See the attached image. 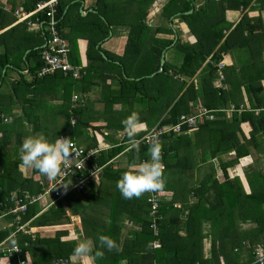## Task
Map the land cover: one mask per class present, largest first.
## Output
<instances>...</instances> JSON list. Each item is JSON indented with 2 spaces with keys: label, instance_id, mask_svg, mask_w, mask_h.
Segmentation results:
<instances>
[{
  "label": "trees",
  "instance_id": "16d2710c",
  "mask_svg": "<svg viewBox=\"0 0 264 264\" xmlns=\"http://www.w3.org/2000/svg\"><path fill=\"white\" fill-rule=\"evenodd\" d=\"M40 1L46 0H29L22 4L26 12H31L35 9L36 3ZM82 1L58 0L55 20L60 36L71 40L70 51L72 52V39L76 38L74 35L82 32L81 29L86 30L88 35L85 36H89L87 38V56L90 57L89 53L94 50L95 45L92 38H96L98 43L108 36L112 26L123 21L125 24L127 22L130 30L124 56H128L130 50H139L146 43H149V50H147L149 55L144 59L146 62L142 67V74L136 72L138 80H129L126 75L128 69L125 70L127 66H122L125 78L121 74L120 83L122 85L120 87L122 86V88L118 92L119 95L124 92L130 98L136 92L142 95L143 100L149 102L148 107L144 106V109L147 108V111L144 112L152 116L155 115L154 121H159L158 126L176 125L180 116H190L193 113V106L195 107L197 102H200L204 108L211 112L217 111L222 106L227 107L231 102L236 106L239 105L242 101L241 95L237 100H230L229 97L232 96L230 91L216 90L212 85L213 80L217 78V71L222 70L225 84L231 85L232 77L237 80L238 89L241 86L245 88L244 91L248 96L251 109L242 112L239 117L237 113H234L228 126L232 124L237 129L239 123L248 121L251 123L253 131L264 132V88L262 86L264 74L262 71L254 73L251 70V66L258 61L254 53L264 50V46L258 44V42L262 43L260 37L254 34L258 28L262 30L261 26L257 24V22L260 24V20H251L245 15L228 35L225 36L223 33L231 28V25L226 21V10L244 8L251 5L253 0H208L204 10L191 13H189L193 9L191 0H168L161 10L164 19L168 21L174 16H179L195 36L196 41L193 44L181 43L179 40L174 43L173 39L157 38V34L162 33L163 29L150 28L145 22L148 8L155 0H96L92 11L85 16H82L80 12ZM253 4L254 9L264 11V0H254ZM206 11V16L200 17V13ZM4 14L0 9V16ZM35 17H31L29 20H34ZM204 17L206 18L205 23ZM40 18L41 21L45 19L44 17ZM14 22L16 19L12 18L4 24L0 23V31L11 26ZM164 31L169 34L173 33L170 28H165ZM46 38L44 26L38 32H31L27 30L26 23L16 24L0 34V47L2 48L0 91L7 77L6 73H3L4 70L11 68L18 71L19 75V79L10 84V93L7 96L4 97L0 93V112L2 107L10 106L13 103V98H16L21 104V111L14 121L3 123L0 119V220H4L5 224L4 229L0 230V241L9 237L14 227L12 216L2 217L5 212V199L13 192L19 197L27 192L33 195L42 192V187L36 178L40 174L34 169L20 166L19 149L24 138L43 135L50 143H54L58 138H70L69 135L76 137L81 134L82 130L94 127L89 117H85L87 106L72 107L70 105L74 89L83 93L88 91L90 84L87 75L83 76L81 80L64 77L61 73L37 77V72L42 67L40 53ZM146 38L148 42L145 41ZM234 46L247 49L251 59V64L239 69L238 75L235 74L233 66L228 68L223 66L219 69L220 64L224 65V56ZM144 47L147 48V46ZM169 49H176L183 55L181 65L177 69H172L165 61L163 71L157 73L160 68L161 55L165 50L167 53ZM71 52L69 56H71ZM15 53H18L17 57H15ZM100 59L105 64V60ZM71 63L78 64L72 58ZM120 63L123 65L122 62ZM20 64L28 65V72L32 76L31 81H27L22 75ZM228 69L231 70V73L228 72ZM204 71L208 72L207 76H199L197 82L192 81L187 85L185 79L193 78L197 72ZM152 74L155 75L150 78ZM100 80L106 82L108 77L102 76ZM153 89H156L157 92L155 93ZM212 100L217 103H213ZM153 101L157 102L159 106L153 104ZM56 102L58 104H55ZM46 109L52 112V114L49 113V118L43 116ZM257 110L259 113L256 114ZM58 115L61 116L62 123L55 131L52 126H54ZM72 120H75L74 127L71 124ZM216 123L219 122L209 121L201 125L197 123L193 127L198 130L196 134L201 130H207L210 134L211 156L215 157L219 152L214 150L216 136L211 137L219 131L223 135L219 139V144L224 147V150L232 148L236 150L234 162L237 158L246 156L248 154L246 144L241 145L236 137L231 140V135H227L225 132L230 128L227 124L212 125ZM218 126L219 129L216 128ZM55 127L57 126L55 125ZM95 127L104 128L97 125ZM186 128V126L182 127L184 130ZM52 130H54L53 133ZM89 140L90 138L88 143L93 146L95 143H90ZM162 143V159L166 171L174 168L172 161L169 160L170 154L175 153L178 158L176 163L182 164L181 156L177 150H179L178 146L188 143L187 136L175 137V140L172 137H162ZM123 148L120 146L114 150L102 152L97 159L98 164L105 165ZM147 153L146 146L139 145L138 150L132 148L127 154L126 165L129 167L138 164ZM114 168L116 167L112 163L108 164L102 171L103 179L99 185L83 191L79 195L66 196L46 211L41 212L43 209L37 203L30 206L21 217V224L33 219L30 222V228L35 234L39 232V236L34 240L28 236H20L18 239L11 238L12 241L17 242L18 246L20 245L21 253L12 255L10 264H18L19 260H31L32 263L37 261L36 264H52L54 260H68L77 244L74 241H62L71 228V216L79 217L78 228H81L83 239L93 240L96 250L104 253L102 258L95 260V264H121L122 262L125 264H220V257L224 259L227 252L220 247L221 244H216L222 230L228 232L223 237L229 236L234 239L232 250L245 241L251 245H254L255 242L256 244L263 242L264 245V172L258 170L246 174L250 188L249 194H245L237 178L233 182L226 183L225 181L224 184L217 186L214 181L213 186L215 184V188L221 189V192H215L213 186L207 187L204 193H201L200 197L198 196L197 203L190 206V214L186 221L179 220L180 210L174 207V203L178 200L176 195H173L169 203L162 204L160 207L159 212L163 219L158 223L159 236L155 237L150 229L151 220L146 193L139 199H124L116 185L123 173L128 170ZM235 183L239 187L233 195L231 193L233 199L230 198V195L224 197V192L232 190L236 186ZM212 188L213 194L211 195ZM230 210H233L234 213L228 222L226 213ZM36 215L38 216L36 217ZM122 219L140 225V230L135 232L131 239L122 235ZM204 219L211 222L213 245L210 248V259L204 258L202 250L204 237L201 232V222ZM248 222L254 225V229L251 230L252 234H248L242 229V224ZM232 228L234 233L229 231ZM181 231L185 232L184 237L180 236L179 232ZM101 235L109 236L116 241L119 250L109 252L106 249H101L98 241V237ZM157 239L161 247L152 249L151 243ZM25 242H27V246L24 247Z\"/></svg>",
  "mask_w": 264,
  "mask_h": 264
},
{
  "label": "crops",
  "instance_id": "0c3cea01",
  "mask_svg": "<svg viewBox=\"0 0 264 264\" xmlns=\"http://www.w3.org/2000/svg\"><path fill=\"white\" fill-rule=\"evenodd\" d=\"M27 1L29 0H0V9L5 13L3 16H0V23L4 24L12 18L16 19L14 16V12L16 10H22L26 12L22 3ZM207 1L208 0H194L193 9L189 13H191L192 11L198 12L204 10ZM167 2L168 0H155L149 6L148 14L145 19L146 24L148 25L150 24L151 25L150 27H157L163 29V31L161 30L162 33L157 34V38L173 39L174 43L177 40H179L181 43H190V44L195 43L196 39L194 34L188 29L186 23L183 22L179 16H174L170 18V20L168 21L164 19V15L161 10L167 4ZM253 3L254 0L251 3V5L246 6L244 8L240 7L238 10H232V9L226 10L225 12L226 21L231 25V28L229 30H225L223 33H225L224 34L225 36L228 35L229 32L232 30V28H234V26L237 25L242 19V17L245 15L251 20L257 21L259 19L260 24L259 22H257V24L258 26H261L262 30L258 28V31L255 32L254 34L260 37V40L262 41V43L258 42V44H260V46H264V11L263 10L259 11L258 9H254ZM95 4H96V0H83L81 5L82 7L81 15L85 16L88 12L92 11L93 6H95ZM156 20L158 21V25ZM164 22L168 24L167 28H170L173 31L172 34H169L168 32L164 31L165 27L160 25L163 24ZM15 23L16 22H14V24L5 28L4 30L0 31V34L6 31L7 29H9L10 27L16 25ZM31 23L32 24L30 26L27 25V30L31 32H38L37 27L34 24V20H31ZM129 30L130 29L129 26H127V22L125 24V22L123 21L120 24H116V26H112L109 30L108 36L104 37V39H101L98 43L96 38H92L93 43H95V45L93 44L94 50H91V52L89 53L90 57L87 56V49H88L87 38L89 36H85L88 35V32L84 29H81L82 32H80L77 35H74L76 37L75 40H73L74 37L72 39V45H74L75 47V42H77V48H78V49L76 48L75 50L76 53L73 55L74 61L78 62V64L77 65L74 64V65L82 68V70L85 72V75L88 76L89 79L88 83L90 84V86H88V91H86L85 93L74 89L73 93L71 94L70 105L72 106V102H71L72 96L76 94L78 96L77 106L81 105V106L89 107L91 111V117H89V120L92 121L94 127H90L86 131L89 133V138H90L89 142L90 143L94 142L95 144L91 147H87L86 149L97 148L100 150L99 154L96 156L95 162L99 167H101V172L99 174V177L95 181L91 182L87 190L93 188L94 186L96 187L97 185L100 184V182L103 179L102 171L110 163H112L116 167L114 169L130 170V166L128 167L126 163H127V154L132 148L130 146L127 133L122 124V121L126 117H128L130 114L135 112L139 115L140 120L144 123L145 127L140 130L138 134L140 135V137H137V139H140L142 136L146 134V132L156 127L159 122L157 121L154 123V120L153 121L149 120L150 124H146L148 120H145L143 114H140L138 112V106H139L138 101L141 100L133 99L137 97L136 95L137 92L132 94V98L128 97L124 92H123L124 95L123 94L119 95L118 91L122 88V86L120 87V85H122V83H120L121 74L125 78V73L123 68L125 63H122L123 64L122 69H120L119 71H116L115 69L116 72L114 71L111 74H109V70L111 68L107 69V65L109 63L112 64L113 60L115 59L113 56L115 55L124 56L123 52L125 53V48L128 42ZM113 36H115L116 39H118L119 41V46L121 47L119 48V50H117L116 48L117 46H115V44L111 42ZM63 39L66 41L70 53L71 40L66 38ZM169 50H175V49H169ZM1 53H2V48L0 47V54ZM178 53L180 52L178 51ZM17 54L18 53H15V57H17ZM182 56L183 55L181 54V57L177 60L174 59L173 56L169 57L170 65L173 63L175 64L172 65L174 69H177V67L181 65ZM254 56L258 59V61L251 66V70L254 73L256 71H262L264 74V50L260 53H254ZM100 58L105 60L104 65L101 62ZM223 63L226 68L233 66V69H235V74L238 75L239 69H241L242 67H247L248 65L251 64V59L247 51H245L244 49H240L237 46H234V48L232 50H229L228 54L224 56ZM32 65L33 62L31 63V66ZM117 65L120 66V63L117 62ZM20 68L22 75L25 76V79L27 81H31L32 76L28 72L29 71L28 65L20 64ZM228 72L231 73V70H229ZM3 73H6L7 77L4 85L2 86L0 93L2 94V96L5 97L7 96V94L10 93V84L17 81L19 79V75H18V71L12 70L11 68L4 70ZM207 74L208 72L205 71L202 73L197 72L193 78L185 79L187 85L190 84L192 81L197 82L199 80V76L203 77L204 75L207 76ZM217 74H218L217 78H215L212 82L213 87L216 90L220 89L222 91H230V94H232V96L229 97L230 100L231 99L237 100L239 95H241L242 101L237 106L231 102L227 107L222 106L220 109H218L215 112L214 111L211 112L207 110L200 104V102H197L195 107L193 106L194 111L190 116H197L199 125L205 122L212 121V122H219L221 124H227L228 126L230 124V121L234 113H237V116L239 117L242 112L251 110L250 102L248 101L247 98L248 96L244 91L245 88L241 86V88L238 89L237 86L238 82L236 79H233L232 77H231L232 83H230L231 85H228L227 83L225 84L224 73L222 72V70H218ZM220 75H222V78L220 77ZM102 76L106 78L108 77V80L106 82L100 80V77ZM111 82L112 84H110ZM262 86L264 88V82H262ZM196 89L198 90V87ZM13 99L17 100L16 98ZM212 102L217 103V101L215 100H212ZM18 104L19 106H21L19 102ZM55 104H58V102H56ZM20 111H21V107H20ZM19 113H20L19 110L15 109L14 103H12L10 104V106L2 107V111L0 112V119L2 120V116H3L4 118L7 119V122H3V123H10L14 121L15 117L18 116ZM255 113L256 114L259 113V110L255 111ZM73 121L75 122V120ZM219 123L212 125H218ZM96 125L100 127L103 126L104 128L99 129V127L98 128L95 127ZM228 127H230L229 128L230 131H228V133H230L229 135H231L230 137L231 140H233L234 137H236L241 145H243L244 143L246 144L245 145L246 150L248 151V154L246 156L242 158H237L236 162H234L236 158V150L233 148L230 150H224V147H222V145L219 144V139L223 137L221 131L215 132V135L211 136V137L216 136L214 150H216V152L219 151L215 157L211 156L212 149L210 148L209 145L210 134L207 132V130H201L198 134H196L198 131L197 129L187 127L186 130L181 128L179 132L171 131L167 135L163 136V137H172L173 140H175V137H182V136H187L188 138V143L184 146H178L179 150H177L179 155L181 156L182 164H180V162L176 163V161H178V158L175 153L170 154L169 160L172 161L174 168H170L168 169V171H166L165 169L164 178L166 180V184L164 189L159 191L161 197L160 207L162 204L169 203L173 198V195H176L178 201L174 203V207L180 210V213L178 214L179 220L186 221L188 219L190 214V206L197 203L198 196L200 197L202 195L201 193H204L207 187L213 186L214 181L216 182L215 184L217 186L218 184L220 185L224 184L225 181L226 183L233 182L237 178L241 183V186L245 194H249L250 188L246 180V174L258 170L264 172V132L255 131V130L253 131V127L251 123L248 121L239 123L237 129H235L234 125L232 124ZM216 128L219 129V126ZM161 144H163L162 141ZM120 146L124 148L121 150L120 153L114 156V158H112L108 163L102 166L98 164L97 159L101 156L102 152L114 150ZM146 157H148V153L143 158ZM36 178H37V182H39L40 180L44 181L45 183L48 182L47 178L44 176L38 175ZM215 184L213 186L215 192H221V189L217 190L215 188ZM235 184L236 186H234L232 190L230 189V191L224 192V197H227L228 195L231 196V193L233 195L234 191L236 192L238 190L239 186L237 185V183ZM227 186L230 187L229 184H227ZM212 191L213 188L210 192L211 195L213 194ZM71 194L73 195L74 193H70L67 196ZM74 195H79V194H74ZM230 198H232V196ZM5 201L9 202L8 198H6ZM11 206H12L11 204L7 205V207L5 208L6 212L7 209ZM30 206H33V204L28 205V208ZM44 207H46V205L45 206L41 205L42 209ZM160 207H159V211H160ZM233 213H234L233 210H230L229 212L226 213V215H228V222L229 220H231ZM159 215L161 219H163L160 212ZM70 219H71V226H70L71 228H69L67 235L62 238V241H67V242L74 241L78 243L81 240H83L81 228H78V225L80 224V219L79 217L76 216H71ZM201 223H202L201 232L204 237L203 248H202L203 256L205 259L206 258L210 259V248L211 245H213L211 240V222L207 219H204ZM122 225H123L122 235L123 237L126 236L129 239H131L132 235L135 232H138L140 230L139 224L131 222L127 219H122ZM28 228H30V223L28 224ZM242 229L246 233L252 234L251 230L254 229V225L248 222L246 224H242ZM229 231H232L234 233L233 228L230 229ZM222 232L220 236H218L219 240H217L216 244H221L220 247L227 252L224 259L220 257L219 260L220 264H256L255 254L256 253L264 254L263 242L257 244L255 242L254 245H251L248 241H245L240 246L233 248L232 250V243L234 239L229 238V236L223 237L224 235L226 236L228 232H225L224 230H222ZM179 234L180 236L183 237L185 236L184 231L179 232ZM18 254H14V255H18ZM11 257H6L1 259L0 264H10ZM60 261H64L63 264H78V262L72 261L70 258L68 260H60ZM23 262L24 264L37 263V261L32 263L31 260H27V261L23 260ZM56 262L59 263V261L54 260L52 264ZM121 264H125V262H122Z\"/></svg>",
  "mask_w": 264,
  "mask_h": 264
},
{
  "label": "built area",
  "instance_id": "2783aa9c",
  "mask_svg": "<svg viewBox=\"0 0 264 264\" xmlns=\"http://www.w3.org/2000/svg\"><path fill=\"white\" fill-rule=\"evenodd\" d=\"M57 3L58 0L40 1L36 3L35 9L31 12L16 10L14 12V16L16 18L15 24L26 23V25L30 26L32 23L29 19L36 16L34 18V24L37 27V31H40L43 26L46 30L47 38L45 39L44 46L42 47L40 53L42 67L37 72V77L41 78L60 72L64 76L70 77L73 80H80L85 75V72L81 67L70 63L68 45L60 36L57 29V21L55 20ZM40 17H44L45 19L41 21ZM223 66V64H220L219 69L223 68ZM220 77L222 78V75H220ZM71 102L72 107L77 106L78 96L76 94L72 96ZM2 121L7 122V119L2 116ZM197 123V116L182 115L178 119L177 124L174 126L160 127L157 125L153 129L146 132V134L139 139L141 141L139 145L148 147L152 139H156L161 143L162 137L171 131L179 132L184 126L193 128L197 125ZM71 124H74L73 120L71 121ZM145 137H147V139H145ZM71 143L73 155L69 163L66 166H62L66 174L61 177V182L69 185L67 189L62 186L53 185L59 180V177H57L53 184L50 181L45 183L40 180L38 184L42 187V192L37 195L28 196L25 194L23 197H18L16 194L11 195L13 203H10L12 206L7 209V213L14 215L16 218V233L20 232L22 229L24 234L31 233V230L28 228V224L33 219L21 224V215L26 213L28 205L41 203V201L47 197L49 202L41 211L43 212L58 201H62L68 194H80L87 190L91 182L95 181L99 177L101 167L97 165L95 160L100 150L97 148L86 150L73 141H71ZM149 158V156L143 158L140 162L148 160ZM82 161H84V165L81 163ZM146 202L149 207V217L151 220L150 229L152 230L153 235L157 237L158 221L161 219L159 215V207L161 203L159 191L146 193ZM16 233L12 234L3 241H0V262L1 259L5 257H11L12 255L21 252V249L17 244L9 242V240ZM151 246L152 249H159L161 247L158 240L153 241ZM255 261L256 264H264V254L256 253ZM63 262L64 261H59V263L56 262L54 264H63ZM18 264H24V262L19 261Z\"/></svg>",
  "mask_w": 264,
  "mask_h": 264
},
{
  "label": "clouds",
  "instance_id": "9594fccd",
  "mask_svg": "<svg viewBox=\"0 0 264 264\" xmlns=\"http://www.w3.org/2000/svg\"><path fill=\"white\" fill-rule=\"evenodd\" d=\"M122 124L131 148L138 150L141 141L137 137L140 130L145 127L144 123L139 115L133 112L122 121ZM19 152L22 168L36 170L52 184L59 177L57 183L53 185L65 189L69 187L61 182V177L66 174L62 166H66L73 155L70 138H58L54 143H50L43 135L28 136L22 141ZM148 156L150 157L148 160L131 165L130 170L125 171L117 181L116 187L124 199H139L145 193L164 189L165 165L162 159V144L158 140L150 141ZM81 163L84 165V161ZM98 241L101 249L109 252L119 250L116 241L109 236L101 235ZM103 255L102 251L96 250L93 240L83 239L75 245L70 259L78 264H94L95 260L102 258Z\"/></svg>",
  "mask_w": 264,
  "mask_h": 264
},
{
  "label": "rangeland",
  "instance_id": "374dc122",
  "mask_svg": "<svg viewBox=\"0 0 264 264\" xmlns=\"http://www.w3.org/2000/svg\"><path fill=\"white\" fill-rule=\"evenodd\" d=\"M191 2H192V5H194V0H191ZM206 14H207V11L206 12H202V13H200V17H202V16H206ZM205 17H204V23H205ZM157 21V20H156ZM157 25H158V21H157ZM160 25H162L163 27H165V28H167L168 27V24H166L165 22L163 23V24H160ZM149 26H151L150 24H149ZM151 28V27H150ZM168 29V28H167ZM162 37V36H161ZM145 41H147V38H146V40ZM111 42L113 43V44H115V46H117L116 48H117V50H119V48H121L120 46H119V41H118V39H116V37L115 36H113V38H112V40H111ZM148 42V41H147ZM88 46V45H87ZM144 46H147V48H145ZM144 46H142L139 50H137V51H132V50H130V51H128V56H120V55H115V56H113L115 59L113 60V63L111 64V63H109L108 65H107V69L108 68H111L110 70H109V74H111L112 72H114L115 71V69H116V71H119L120 69H122V65H117V62H122V63H125V65L127 66L126 68H125V70H127L126 71V75H127V77H128V79H130V80H138V79H136L137 78V76H136V72H141L142 71V67L143 66H145L144 64H145V62L146 61H144V59H145V57H147V55H149V52L147 51V50H149L148 49V47H149V43H146V44H144ZM72 47H73V49H72V52H71V56H69V61H70V63H71V58H72V60H74L73 59V55L76 53V48H77V42H75V47H74V45H72ZM78 49V48H77ZM245 51H247V49H244ZM166 51V50H165ZM165 51H164V53H165ZM248 52V51H247ZM125 53L123 52V55H124ZM166 56L167 57H165V61L168 63V65H169V67H171L172 69H174L173 67H172V65H175L174 63L173 64H171L170 65V61H169V57L170 56H173L174 57V59H179L180 57H181V53H178V51L175 49V50H168L167 51V53H166ZM138 57V58H137ZM123 58H124V60H123ZM181 61H182V58H181ZM176 62V61H175ZM72 64V63H71ZM116 64V65H115ZM121 64V63H120ZM104 65V64H103ZM124 65V66H125ZM178 68V67H177ZM114 69V70H113ZM115 71V72H116ZM157 73H158V71H157ZM141 74H142V72H141ZM89 75V74H88ZM155 74H152V75H150V78L152 77V76H154ZM156 81H159V80H156ZM116 82V81H115ZM9 83V82H8ZM110 84H112V82L110 83ZM156 85H157V82H156ZM153 91L156 93L157 92V90L156 89H153ZM158 95H159V92L157 93ZM137 95V97L136 98H133V99H136V100H141V101H138V112L139 113H141V114H143V117L144 118H146L145 120H148L147 122H146V124H150V121L149 120H151V121H153L154 120V116L155 115H151V114H147V112H144L145 110L147 111V108L146 109H144L145 107L144 106H149V102L147 101V100H143L144 99V97H142V95H140L139 93H137L136 94ZM156 98V97H155ZM17 100H14L13 101V103H14V106H15V109H17V110H19V112H20V107L21 106H19V104H18V102H16ZM153 104H155L156 106H159V105H157L158 103L157 102H155L154 103V101H153ZM87 108V107H86ZM46 111V113H44V115L43 116H47V118H49L50 116H49V113H51L52 114V112H49V111H47V109L45 110ZM144 112V113H143ZM85 117H91V111H90V109H89V107H88V109H87V111L85 112ZM46 118V119H47ZM50 120H52V119H50ZM61 120H62V118H61V116L60 115H58L57 116V118H56V120H55V124H54V126H52V127H54L55 128V131H57V128H58V126L60 127L61 126ZM154 123H155V121H154ZM55 125L57 126V127H55ZM72 126L74 127V124H72ZM53 129V128H52ZM53 131L54 130H52V133H53ZM228 131H230V129H227V131H225L226 132V134L227 135H229L230 133H228ZM69 134H71V131H69ZM70 136V139H72L73 141H75L76 142V144L77 145H80V146H82V147H84L85 149L87 148V146H91L90 144H88V139H89V133L86 131V129H84V130H82V132H81V134H78L76 137H74V136H71V135H69ZM87 150V149H86ZM14 194H15V192H13ZM13 193H11L10 195H9V197H8V201L9 202H7V201H5V208L7 207V205L8 204H10V203H13L12 202V197H11V195L13 194ZM26 194H28V196H32L33 194H31V193H26ZM25 195V194H24ZM24 195H22L21 197H23ZM37 195V194H36ZM18 197H19V195H17ZM6 200V199H5ZM49 202V199L47 198V197H45L42 201H41V203H37V204H39L40 205V207H41V205L42 206H45L47 203ZM34 205V204H33ZM5 216H12V223H13V225H14V227H13V232L12 233H16V230H17V226H16V218H15V216L14 215H12V214H8L7 212H6V210H5V212H4V215L2 216V217H5ZM24 216V214L23 215H21V217H23ZM38 215H36V217H37ZM1 217V218H2ZM4 221H2V220H0V230H3L4 229ZM30 230H31V228H29ZM32 233V234H31ZM31 233H27V234H24V231H23V229L20 231V232H18V233H16L13 237H12V239H14V238H16V239H18V238H20V236H28V237H30V239H32V240H34V239H36V237H38L39 236V232L37 233V234H35V233H33L32 232V230H31ZM12 239L10 240V242H13V243H15V244H17V242L16 241H12ZM18 245V244H17ZM20 246V245H19ZM24 247L25 246H27V242H25L24 243V245H23Z\"/></svg>",
  "mask_w": 264,
  "mask_h": 264
},
{
  "label": "water",
  "instance_id": "95a60500",
  "mask_svg": "<svg viewBox=\"0 0 264 264\" xmlns=\"http://www.w3.org/2000/svg\"><path fill=\"white\" fill-rule=\"evenodd\" d=\"M82 10H80L81 12ZM153 24V23H151ZM164 63H165V53L163 52L162 55H161V58H160V68L158 70V73H161L163 71V66H164ZM55 181V180H54ZM53 181V183H54Z\"/></svg>",
  "mask_w": 264,
  "mask_h": 264
},
{
  "label": "bare ground",
  "instance_id": "6f19581e",
  "mask_svg": "<svg viewBox=\"0 0 264 264\" xmlns=\"http://www.w3.org/2000/svg\"><path fill=\"white\" fill-rule=\"evenodd\" d=\"M166 54V53H165Z\"/></svg>",
  "mask_w": 264,
  "mask_h": 264
}]
</instances>
